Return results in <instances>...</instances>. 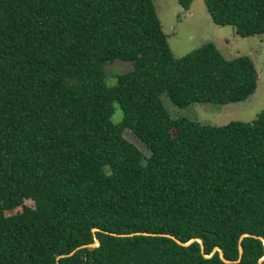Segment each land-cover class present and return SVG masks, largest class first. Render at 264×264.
Segmentation results:
<instances>
[{
	"label": "trees",
	"instance_id": "1",
	"mask_svg": "<svg viewBox=\"0 0 264 264\" xmlns=\"http://www.w3.org/2000/svg\"><path fill=\"white\" fill-rule=\"evenodd\" d=\"M202 1L213 24L264 34V0ZM113 61L131 70L107 86ZM255 88L252 61L212 43L174 58L152 0H0V264H259L264 107L213 126L160 99L223 105ZM238 245L236 263L204 257L235 261Z\"/></svg>",
	"mask_w": 264,
	"mask_h": 264
},
{
	"label": "rangeland",
	"instance_id": "2",
	"mask_svg": "<svg viewBox=\"0 0 264 264\" xmlns=\"http://www.w3.org/2000/svg\"><path fill=\"white\" fill-rule=\"evenodd\" d=\"M161 29L174 58H180L199 46L212 43L226 60L247 56L253 63L256 73V88L245 100L228 103H193L184 108L174 106L167 96L160 95L161 102L171 118L184 117L201 124L223 126L229 122H251L264 107V34L253 37H239L230 26L212 23L202 0H192L184 11L176 0H152ZM105 84L113 86L118 75L131 70L129 63L113 61L103 66ZM111 122L118 124L122 119L119 106L113 105ZM123 136L142 153L148 156L146 147L129 130ZM26 204L31 205L30 202ZM264 262V258L259 264Z\"/></svg>",
	"mask_w": 264,
	"mask_h": 264
},
{
	"label": "water",
	"instance_id": "3",
	"mask_svg": "<svg viewBox=\"0 0 264 264\" xmlns=\"http://www.w3.org/2000/svg\"><path fill=\"white\" fill-rule=\"evenodd\" d=\"M92 231H95V229H93ZM110 234H111V235H114V236H119V237H122V236H132V235H138V234H140V235H146V236H147V235H154V234H149V233H131V234H119V235L114 234V233H110ZM162 236H165V237H168V238L174 240L177 244H179V245H181V246H187V245H189L191 242H193L194 240H196V242H198L199 245H200V251L203 253V246H202V244H201L200 239H191V240H189V241L186 242V243H181L179 240H177V239L174 238L173 236L166 235V234H162ZM244 236H249V235H248V234H243V235H241L240 238H239V241H240ZM250 236H251V235H250ZM254 237H255V236H254ZM259 239L261 240V242H262V244H263V246H264V239H262V238H259ZM98 245H99V241L97 240V238L94 237V239H93V243L88 244V245H86V246H80V247H78V248H76V249H80V248L85 247V248H88L89 250H91V249L97 247ZM73 252H74V250L71 251L69 254H67V255H65V256H69V255H71ZM215 252L218 253V256H219L220 260L223 261L224 263H236V262H238V261L240 260V257H241V255H242V247H241L240 245H238V259L235 260V261H229V260H226V259L223 257V254H222L221 249H219L218 247H214L213 250H212V252L210 253V255H208V256H205V255H204V257H205V258H209V257H211ZM263 258H264V255H263V257H262L261 259H263ZM261 259H260V260H261ZM260 260H259V261H260ZM258 263H259V262H258Z\"/></svg>",
	"mask_w": 264,
	"mask_h": 264
}]
</instances>
